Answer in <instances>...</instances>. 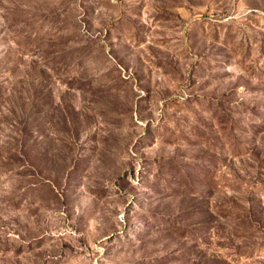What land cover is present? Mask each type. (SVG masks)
<instances>
[{
	"label": "rangeland",
	"instance_id": "rangeland-1",
	"mask_svg": "<svg viewBox=\"0 0 264 264\" xmlns=\"http://www.w3.org/2000/svg\"><path fill=\"white\" fill-rule=\"evenodd\" d=\"M0 264H264V0H0Z\"/></svg>",
	"mask_w": 264,
	"mask_h": 264
}]
</instances>
